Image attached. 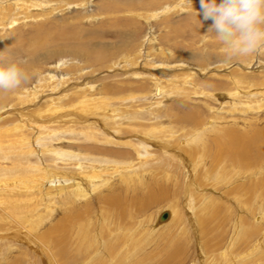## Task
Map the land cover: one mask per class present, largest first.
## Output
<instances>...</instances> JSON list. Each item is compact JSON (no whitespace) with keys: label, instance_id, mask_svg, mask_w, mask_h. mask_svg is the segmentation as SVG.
I'll return each mask as SVG.
<instances>
[{"label":"rangeland","instance_id":"obj_1","mask_svg":"<svg viewBox=\"0 0 264 264\" xmlns=\"http://www.w3.org/2000/svg\"><path fill=\"white\" fill-rule=\"evenodd\" d=\"M48 1L20 8L14 23L0 17V50L23 60L30 76L2 92L0 131L23 118L25 134L18 132L31 140L0 138V179L20 169L30 177L38 167L59 174L81 171L80 164L116 169L84 195L7 187L18 192L0 197V264H264V142L255 140L260 149L247 165L215 158L227 130L264 128V51L225 62L214 34L202 42L212 20L200 0L190 11L184 1L154 18L149 11L178 0ZM124 56L135 61L128 65ZM186 70L194 72L189 84H174ZM49 72L68 86L42 82ZM236 77L243 87H235ZM34 89L41 90L35 103L17 95ZM85 94L109 98V113L84 117L71 107ZM50 99L62 109L38 117ZM38 119L45 136L35 142ZM45 146L82 155L37 152Z\"/></svg>","mask_w":264,"mask_h":264},{"label":"bare ground","instance_id":"obj_2","mask_svg":"<svg viewBox=\"0 0 264 264\" xmlns=\"http://www.w3.org/2000/svg\"><path fill=\"white\" fill-rule=\"evenodd\" d=\"M48 0H0V17L2 20H5V21H8L10 24L11 23H14V21L18 18L17 17V14H18V10L24 6H28V7H33V6H47V2ZM63 1H66L65 5L67 4H72V3H77L78 5H80L79 1L81 0H62L60 2H63ZM185 0H178L177 3L174 4H171L173 6H166L164 7V5L162 6H158L155 10H151L149 11L148 13H151V16L154 18V17H158L159 15H161V13H167V12H170V11H173L175 10L178 6H181L180 4H182V2H184ZM85 2V1H84ZM50 3V2H49ZM85 5V3H81L80 6H83ZM161 5V3H160ZM164 7V8H163ZM160 8H163L162 11H160ZM158 9V10H157ZM157 10V11H156ZM112 32V31H111ZM121 35V34H120ZM115 36V34H114ZM119 40V39H118ZM120 42V41H119ZM125 43V42H124ZM128 43V42H126ZM111 44V43H110ZM112 46V45H111ZM126 46L124 45H121L119 46L118 50H125ZM127 49V48H126ZM94 56H97V55H94ZM149 56V55H148ZM100 57V56H99ZM98 58V57H97ZM138 58V57H137ZM91 59V58H90ZM95 59V58H94ZM124 59H125V63H128V65H131V63L135 60H132L130 61L128 57H125L124 56ZM136 59V58H135ZM131 63H130V62ZM143 61V60H142ZM147 63V62H146ZM152 65V64H150ZM164 65V64H163ZM142 66V65H141ZM145 66V65H144ZM148 66V64L146 65ZM154 66V65H153ZM151 66V67H153ZM134 67V66H133ZM150 67V68H151ZM160 67V66H158ZM166 67V65L164 66ZM250 67V66H249ZM144 68V67H143ZM185 68V67H184ZM240 68L243 69V67L240 65ZM155 69V68H154ZM153 69V70H154ZM170 69V68H169ZM26 70V69H25ZM156 70V69H155ZM164 70V69H163ZM172 70V69H171ZM166 71V70H165ZM182 71V70H181ZM192 71V70H191ZM191 71H188L187 70L181 74L182 76V79L183 82H178L179 81V78L178 79H174L172 80L174 84H184V82L188 83V81L190 80L189 77H191L193 75L194 72H191ZM141 72V71H140ZM174 72V71H173ZM177 72V71H176ZM199 72V71H198ZM61 76V77H60ZM56 77V78H54ZM69 77V76H68ZM152 77V75H151ZM155 78V77H154ZM170 79H173V78H170ZM45 80V81H43ZM69 79H66V78H63L62 77V74L61 73H58V74H53V72H49L47 75H42L41 77V81L42 82H45L47 83V85H52V84H55L54 87L58 86L60 87L59 89L65 87L66 85L68 86L67 84V81ZM181 80V79H180ZM87 81V80H86ZM171 81V80H170ZM158 82V81H157ZM233 82L235 84V87L236 88H239L240 85L241 87H243V82L241 79L239 78H234L233 79ZM58 83V84H57ZM57 84V85H56ZM84 84V83H83ZM85 84L88 86L90 85V81L88 82H85ZM189 84V83H188ZM187 84V85H188ZM77 86V85H76ZM93 86V85H92ZM252 86V85H251ZM141 87V86H140ZM88 88V87H86ZM85 88V89H86ZM158 90V95H162L165 93V90H164V87L163 85H161L159 82L157 83V87H156ZM173 88V87H172ZM176 88V87H175ZM258 88V87H257ZM184 89V88H182ZM255 89V88H254ZM254 89H253V92H254ZM251 90V89H250ZM18 91V90H17ZM256 91V90H255ZM87 92V91H86ZM204 92H207V91H204ZM26 93V94H24ZM39 93H41V90H38V89H34L33 91L31 92H21V93H18V97L21 98L25 97V99L29 102V101H33V103H35L36 98H38V95ZM82 93V92H81ZM241 91H238L236 93V95L240 94ZM259 93L260 90H259ZM78 94V93H77ZM206 94V93H205ZM217 94V93H216ZM252 94V93H251ZM3 95L4 93L0 92V106L3 105L4 101H5V98H3ZM16 95V94H15ZM210 95H215L214 93L211 92ZM221 95V94H220ZM250 95V93H249ZM247 95V96H249ZM256 95H257V92H256ZM259 95V94H258ZM79 96V95H77ZM204 96V95H203ZM229 96H234V93H230ZM252 96V95H251ZM131 97H136L134 96L133 94H131ZM211 97V96H210ZM226 97V96H225ZM221 98V97H220ZM222 99V98H221ZM264 99V98H262ZM51 101H49L50 104H48V106H46L45 109H40L39 113H38V117L39 116H42L44 115V113H56L57 111H59L60 109H62L59 105V103L55 102L54 99H50ZM110 99L109 98H106L105 97H100V98H92V97H88L86 94L84 96L81 97L80 99V102H77V103H74V104H71V107H73L74 109L80 111L81 113H83L85 116L84 117H88L87 115H91V114H97L99 111H101L102 109L104 111H107V113H109V108H111L108 104H107V101H109ZM20 101H22L20 99ZM230 101V100H229ZM228 102V101H227ZM73 103V102H72ZM254 103H248L247 104V107H252ZM258 104V103H257ZM233 106V105H232ZM29 107V106H28ZM37 107V106H36ZM254 107V106H253ZM107 108V109H106ZM246 111H247V108H246ZM60 113V112H59ZM70 113V112H69ZM57 114V113H56ZM118 115V113H117ZM35 116V114H34ZM47 116V114H46ZM27 117V116H26ZM43 117V116H42ZM22 118V117H21ZM53 119V118H52ZM91 119V118H90ZM38 120H41V119H38ZM57 120V119H56ZM80 120V119H79ZM89 120V119H87ZM92 120V119H91ZM28 120H26L27 122ZM43 120L40 121V124L37 123L36 121V127H37V131L38 133H36V135L38 134V136L33 140L35 142L38 141V139L44 135V132L42 134V131L43 129L41 128V122ZM45 123H48V122H58V121H48V120H44ZM61 120L59 119V122ZM84 121V120H83ZM21 126L20 125H16L14 126V128L9 131L8 130H2L0 131V138H2L4 135H7L9 133H11L14 137L17 136V139L19 140V137H21V139L19 140L21 142L22 140V143H29L31 142L30 139L27 140L26 137H23L19 134L22 133V134H25L23 133V130L22 128L24 127V123H25V119H21ZM61 123V122H60ZM43 124V123H42ZM31 126V124H30ZM45 128H50V125H47V124H44ZM49 126V127H48ZM209 126V125H208ZM26 127V126H25ZM35 127V128H36ZM43 127V126H42ZM264 128L262 127V129H258L256 130L255 128L252 130V131H249V129L245 132H239L237 130H232L230 129L229 131L227 130L226 131V134H224L223 138H220L218 140V145H220L221 143V140L224 139L225 140V147L224 148H216L215 149V158L217 161H224V160H228V161H232V162H240V163H243L244 165H247V164H250L252 162L251 158L254 156V153L252 152L253 150H257V149H260L257 147V145L255 144L254 145V142L255 140L259 139L261 140L262 142H264ZM32 130V129H31ZM46 130H49V129H46ZM50 130H53V129H50ZM19 131V132H18ZM36 132V131H35ZM46 132V131H45ZM53 132V131H51ZM206 132V131H205ZM54 133L55 130H54ZM202 133V132H200ZM205 134V133H204ZM49 135V134H48ZM199 135V134H198ZM201 135H199V138ZM225 136H228V139L225 138ZM262 136V137H261ZM194 138V137H193ZM144 140V139H143ZM190 140V139H189ZM216 141V140H215ZM147 142V141H146ZM151 144V143H150ZM46 145V144H45ZM29 146H31L29 144ZM39 146V144H38ZM54 146V145H53ZM46 147V146H45ZM44 147V148H45ZM33 148V146H32ZM41 148L40 150L38 149L37 152H40L41 153H44L46 151H53L54 153L56 154H59V152L61 151V155H64V156H74L75 158H79L81 157V153L79 154H75V153H72V151H65L63 150L62 148ZM33 150H35V148H33ZM36 152V151H35ZM51 153V152H50ZM84 154V153H83ZM146 154V153H145ZM148 155V154H147ZM146 157V155H144ZM217 156H219V159L217 158ZM58 157V156H57ZM73 158V157H72ZM147 158V157H146ZM139 160H140V157H139ZM83 161V160H82ZM80 161V162H82ZM142 162V161H141ZM93 163V162H92ZM129 163V162H128ZM102 164V163H101ZM100 164V166H102ZM120 164V162L118 163ZM23 165V163H22ZM83 164H80L79 167L82 168L81 171H78L76 173H67V172H62L61 174H59V172H56V171H53L51 169H47L46 167V170L45 168L43 167H38L37 168V171L38 173L34 174L33 176H27L25 173H27V171H23L20 169L19 170V175L16 176V178L14 179H9L10 180H1L0 179V197L3 196L5 193H2L4 191H9L10 193L8 194H13V192H18L17 190L13 189L12 190H9L7 187H18V190L19 189H25V191H30L32 189H37L40 193L44 194L45 196L47 195H50L52 194L53 192L56 193V194H62V192L64 191H67L68 189L72 188L74 190V193L76 191L77 195H84L85 193V190L87 188V185H89L91 187L92 186H96V184L99 182V183H103V181H105L106 179H104V175L105 174H111L113 171H115V167L114 164H113V169H111L112 171H110V169L108 168L109 166H106L104 168H99V167H95L93 165L91 166H85L83 167L82 166ZM96 165V164H95ZM112 165V164H111ZM121 165V164H120ZM133 165V164H131ZM233 165V164H232ZM242 165V164H241ZM241 165H238V166H241ZM123 166H126L123 164ZM122 166V168H123ZM217 166V165H216ZM119 168L121 166H118ZM117 167V168H118ZM218 167V166H217ZM236 167V166H235ZM128 168V167H127ZM126 169V167L124 168V170ZM239 168H237L236 170H238ZM119 170V169H118ZM123 170V169H122ZM239 171V170H238ZM69 172V171H68ZM107 174V175H108ZM107 177V176H106ZM2 178V177H1ZM79 178V180H78ZM99 185V184H98ZM238 188V186H236ZM242 187V186H241ZM242 189V188H241ZM13 191V192H12ZM234 191H235V188H234ZM69 192V191H68ZM239 192V191H238ZM22 193V192H21ZM24 193V192H23ZM28 193V192H27ZM89 193V192H87ZM235 193V192H234ZM233 193V194H234ZM73 194V193H72ZM245 194V193H244ZM16 195V196H15ZM13 195L12 197L13 198H17V194ZM151 195V196H150ZM149 196L151 198H156L158 195L152 193L150 194ZM229 195V194H228ZM234 196V195H233ZM232 196V197H233ZM239 196V194H238ZM241 196V195H240ZM239 196V197H240ZM7 197V196H6ZM48 197V196H47ZM2 198V197H1ZM0 198V199H1ZM9 198V197H8ZM135 198V197H134ZM5 199V198H4ZM18 200V198H17ZM115 200V199H114ZM116 202V200H115ZM145 203V202H144ZM4 202H0V206L3 205ZM146 204V203H145ZM151 204V203H150ZM146 206V205H145ZM144 207V206H142ZM215 210V209H214ZM213 212V211H212ZM215 212V211H214ZM172 215V214H171ZM170 216V214L168 215ZM166 220V219H165ZM200 220V219H199ZM240 222V221H239ZM246 227V226H245ZM244 227V228H245ZM240 228V226H239ZM242 229V228H241ZM254 229V228H253ZM244 230V229H242ZM251 231V230H250ZM253 231V230H252ZM242 232V231H241ZM235 233V232H234ZM239 233V229H238V232ZM238 235V234H237ZM258 239V238H257ZM247 240V239H246ZM249 240V239H248ZM263 242V241H262ZM252 245V244H251ZM102 248V247H101ZM114 248V247H112ZM229 248V247H228ZM262 249V247H261ZM104 250V249H103ZM254 250V249H253ZM260 250V249H259ZM263 250V249H262ZM105 251V250H104ZM113 251V250H112ZM252 251V250H250ZM232 252V251H231ZM230 252V253H231ZM254 252V251H253ZM252 253V252H251ZM259 253V252H257ZM244 254V253H242ZM253 254V253H252ZM256 254V253H255ZM261 254V253H259ZM264 254V253H263ZM232 256V255H231ZM245 256V254H244ZM247 257V256H246ZM233 259V258H232ZM177 260V259H176ZM223 260V259H222ZM234 261V260H233ZM231 261V262H233ZM225 264V263H224Z\"/></svg>","mask_w":264,"mask_h":264},{"label":"clouds","instance_id":"obj_3","mask_svg":"<svg viewBox=\"0 0 264 264\" xmlns=\"http://www.w3.org/2000/svg\"><path fill=\"white\" fill-rule=\"evenodd\" d=\"M185 8L194 9L193 0H185ZM200 11L204 19L212 20L202 42L208 33L214 34L225 62L264 51V0H200ZM6 52L0 50V92L14 90L30 79L20 67L24 61Z\"/></svg>","mask_w":264,"mask_h":264},{"label":"water","instance_id":"obj_4","mask_svg":"<svg viewBox=\"0 0 264 264\" xmlns=\"http://www.w3.org/2000/svg\"><path fill=\"white\" fill-rule=\"evenodd\" d=\"M168 213H165V214H163L162 216H161V220H165V219H167L168 218Z\"/></svg>","mask_w":264,"mask_h":264}]
</instances>
